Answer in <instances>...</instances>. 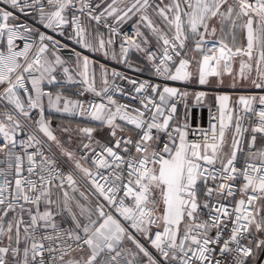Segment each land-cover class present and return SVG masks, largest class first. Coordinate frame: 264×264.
<instances>
[{"label":"snow or ice","instance_id":"6c2138e0","mask_svg":"<svg viewBox=\"0 0 264 264\" xmlns=\"http://www.w3.org/2000/svg\"><path fill=\"white\" fill-rule=\"evenodd\" d=\"M236 61L264 91V0H0V264H264V95L193 127L167 83Z\"/></svg>","mask_w":264,"mask_h":264},{"label":"crops","instance_id":"0c3cea01","mask_svg":"<svg viewBox=\"0 0 264 264\" xmlns=\"http://www.w3.org/2000/svg\"><path fill=\"white\" fill-rule=\"evenodd\" d=\"M135 21H129L123 25L124 28L132 27L133 23ZM79 50V48L77 49ZM86 55L90 56L91 60H96L98 63H105L106 66L109 69H112V66L114 65H121L123 67H126L123 64H118L115 61H112L111 59L105 61L99 53H88L85 52ZM130 59L133 64H140L141 67H143V63L140 59H138V56L136 53L132 52L130 53ZM127 68V67H126ZM235 72H236V79L233 80L232 76H229L228 74H224L223 77H209V84L207 85H199L196 80L190 81V82H184L183 85H180L179 87L181 88L182 91H188L190 94L191 93H196V92H205L206 96L203 98L202 102L200 104L195 103L193 105V100L195 101L194 95H190L188 97L187 103L189 105V121L192 123V126L195 124H198L199 126H202V121L205 120V111L208 106H216L217 108V115L219 114V107L218 103L215 99L216 95H228L230 97L228 104L229 107H234L239 99V96H259L261 95L260 93L256 92L255 87L251 85L250 82L248 81H242L239 78L238 72H239V61H236L234 64ZM129 69V68H128ZM131 70V69H130ZM144 73H148L147 70H145ZM255 75V73H253ZM223 80V83H220V80ZM233 84L235 86H233ZM97 86L99 87V80L97 81ZM196 102V101H195ZM197 108V112L194 113L192 112V108ZM178 108L181 113V115L184 112V105L183 102L178 103ZM54 119L52 121L58 123V124H75V125H80V126H94V125H88L85 121H76L74 120L71 116L68 115H60V114H55L53 115ZM202 120V121H201ZM96 138H101L103 136V133L98 132L95 134ZM67 138V137H66ZM68 140V138H67ZM66 139H64L65 142V147L68 148L71 151H75L76 148L71 149V144L68 143ZM78 181L83 184V180L81 179V176H77Z\"/></svg>","mask_w":264,"mask_h":264},{"label":"built area","instance_id":"2783aa9c","mask_svg":"<svg viewBox=\"0 0 264 264\" xmlns=\"http://www.w3.org/2000/svg\"><path fill=\"white\" fill-rule=\"evenodd\" d=\"M21 19H22V20H27L28 23H34L31 17H24V16H21ZM37 26H38V25H37ZM41 30H44V29L41 28ZM123 30H124L125 32L129 33V34L132 33V27L124 28ZM49 34H51V33H49ZM56 38H57V39H62V38L59 37V36H57ZM77 49H78V47H77ZM112 68H116L117 71L123 72V73H125L126 75L134 76V77H137V78H140V79H147V78L150 77V73H142V74H138V73H135V72L131 71L130 69H128V68H126V67H123V66H121V65H114V66H112ZM152 82H153V83H161V80L158 79V78H154V77H153V78H152ZM116 83H117V84H122V82H121L120 80H118V79L116 80ZM167 83L169 84V86H171V85H179V84H177L176 82H172V81H168ZM256 92L260 93L261 95H264V91H262V90H260V89L256 90ZM74 98H75V97H74ZM88 98H89V94H86L85 97H83V99H85V100H87ZM114 99H117V100H118L119 102H121V103H127V102H128V100H127L126 98L120 96L118 93L114 96ZM98 102H99V101H98ZM255 106H256L257 108H259V102H258V101L256 102ZM209 108L212 109V115H216V116H218V115H217V108H216V106H208V107L206 108V114H205V125H204V126H200V127H205V128L208 127V121H209ZM72 118H73L74 120H76V121H82V120H81L80 118H78V117H77V118L72 117ZM201 121H202V120H201ZM196 126H199V125H198V124H195L193 127H196ZM77 155H80V153L77 152ZM146 246H147V245H146ZM149 250H150V251H154V250H152V249H149ZM143 264H147L146 258L144 259Z\"/></svg>","mask_w":264,"mask_h":264},{"label":"rangeland","instance_id":"374dc122","mask_svg":"<svg viewBox=\"0 0 264 264\" xmlns=\"http://www.w3.org/2000/svg\"><path fill=\"white\" fill-rule=\"evenodd\" d=\"M52 119H54V117H52ZM57 125H58V123H56V122L53 121V127L55 128ZM69 126H71L72 128H75L77 125H75V124H69ZM57 135H60L59 132L57 133ZM66 137H67V136H64V137H62V139H63V140L66 139V140H67ZM67 141H68V140H67ZM68 143L71 144V149L76 148V144H75V143L70 142V141H68Z\"/></svg>","mask_w":264,"mask_h":264},{"label":"water","instance_id":"95a60500","mask_svg":"<svg viewBox=\"0 0 264 264\" xmlns=\"http://www.w3.org/2000/svg\"><path fill=\"white\" fill-rule=\"evenodd\" d=\"M176 83H177V84H180V85H183L184 82H176ZM180 85H171L170 87H177V88H179V89L181 90V88L179 87ZM181 91H182V90H181ZM194 98H195V97H194ZM195 103H196V102L193 100V105H195ZM192 112L196 113V112H197V108H195V107L192 108ZM203 112H206V110H205V111L203 110ZM204 125H205V120L202 121V126H204Z\"/></svg>","mask_w":264,"mask_h":264}]
</instances>
